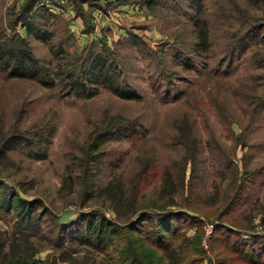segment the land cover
Instances as JSON below:
<instances>
[{
    "label": "rangeland",
    "instance_id": "obj_1",
    "mask_svg": "<svg viewBox=\"0 0 264 264\" xmlns=\"http://www.w3.org/2000/svg\"><path fill=\"white\" fill-rule=\"evenodd\" d=\"M25 1L0 37L53 79L0 68V264H264V0Z\"/></svg>",
    "mask_w": 264,
    "mask_h": 264
},
{
    "label": "trees",
    "instance_id": "obj_2",
    "mask_svg": "<svg viewBox=\"0 0 264 264\" xmlns=\"http://www.w3.org/2000/svg\"><path fill=\"white\" fill-rule=\"evenodd\" d=\"M34 1L35 0H26L23 4V7L21 8V11H19L16 15V19L21 21L23 26H25L26 32L29 31V27L30 25H32V22L28 19L29 16L24 15V12L26 9L28 10L31 7ZM195 1L197 4L196 11H199L200 2L198 0ZM34 36L40 39H44L43 37H45V33L43 31H37L35 32ZM198 38L199 41H205V33L203 32L202 34H198ZM0 68L4 70L7 75L35 77L44 84L52 83L53 79V77H50L48 74H45L48 72L43 59L38 58L32 53L27 41L25 42V39L19 36V34L3 35L0 37ZM67 75L68 77H70L69 82L71 87H74V89L81 91L79 90L80 86H83L81 73H76L73 70H70L67 72ZM105 78L108 79L109 77L106 74H103V76L94 79L102 82ZM110 86L112 90L119 95H123L126 97L136 96V93L134 91L124 90L123 88H120L119 86L113 84H110ZM130 127L131 131L135 129V125H131ZM125 130L126 128H122V131ZM47 132L49 133L50 130H47ZM48 139L49 138H46L44 140H46L47 142ZM18 140V138L13 139V142H17ZM43 154L44 151L41 154H37V156H41ZM100 225V228H102V223H100ZM161 225L162 224H159L158 227L162 229L160 230L162 232L163 229H166V227ZM100 240L101 239L98 238L97 241L100 242ZM17 262V260L9 261L8 264H14ZM153 262L154 261H152V259H148L145 261V264H151Z\"/></svg>",
    "mask_w": 264,
    "mask_h": 264
}]
</instances>
